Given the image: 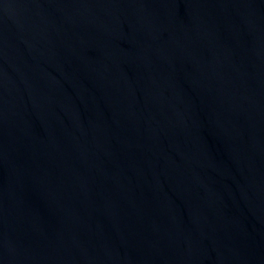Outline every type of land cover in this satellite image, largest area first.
<instances>
[{"label": "water", "instance_id": "obj_1", "mask_svg": "<svg viewBox=\"0 0 264 264\" xmlns=\"http://www.w3.org/2000/svg\"><path fill=\"white\" fill-rule=\"evenodd\" d=\"M0 264H264V0H0Z\"/></svg>", "mask_w": 264, "mask_h": 264}]
</instances>
